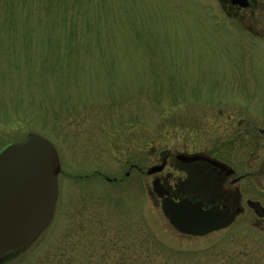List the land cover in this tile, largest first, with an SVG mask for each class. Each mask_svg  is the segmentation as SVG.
I'll return each mask as SVG.
<instances>
[{"label":"rangeland","instance_id":"1","mask_svg":"<svg viewBox=\"0 0 264 264\" xmlns=\"http://www.w3.org/2000/svg\"><path fill=\"white\" fill-rule=\"evenodd\" d=\"M244 15L217 0H0V150L38 135L60 168L50 226L4 264H264L255 216L182 237L130 169L264 128V0ZM259 170L246 182L264 205Z\"/></svg>","mask_w":264,"mask_h":264},{"label":"water","instance_id":"2","mask_svg":"<svg viewBox=\"0 0 264 264\" xmlns=\"http://www.w3.org/2000/svg\"><path fill=\"white\" fill-rule=\"evenodd\" d=\"M247 7V0H232ZM58 155L38 135L8 144L0 150V263L26 253L50 226L58 199ZM154 170H149L148 175ZM161 213L172 229L190 238H201L230 227L235 215L203 211L187 202H161ZM264 219V209L254 208Z\"/></svg>","mask_w":264,"mask_h":264},{"label":"flooded vegetation","instance_id":"3","mask_svg":"<svg viewBox=\"0 0 264 264\" xmlns=\"http://www.w3.org/2000/svg\"><path fill=\"white\" fill-rule=\"evenodd\" d=\"M217 1L228 16L236 20L247 18L244 14L257 2L247 0L248 5L243 8L232 0ZM244 126V130L239 127L229 131L230 133L228 130L217 132L219 140L215 141V145H204V142L197 152H189L188 149L178 152L174 149L157 154L154 149L151 155L155 158L157 154V159L146 172L137 165H131L130 169H134L138 175L145 173V177L151 179L149 195L159 207L164 200L173 203L187 202L200 205L203 211L216 210L235 215L234 222L245 215L255 216L264 228V219L258 217L254 211V208L264 209V205L261 201L249 198V185L246 182L253 178L255 165L260 166L259 172L255 174L264 179V159L261 160L259 155L264 153V128ZM250 132L256 135L253 141L247 138ZM226 137L229 138V143L224 142ZM245 137L249 142L245 145L246 149L243 147L240 150L236 142L239 138L244 140ZM244 152L249 153L247 157L243 156ZM256 153L257 156L254 157ZM149 170L155 172L148 175ZM14 258L16 257H8L0 264Z\"/></svg>","mask_w":264,"mask_h":264}]
</instances>
